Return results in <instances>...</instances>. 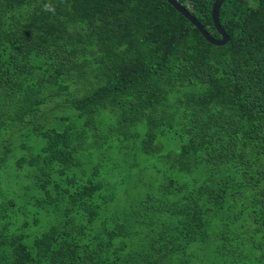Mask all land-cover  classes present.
Listing matches in <instances>:
<instances>
[{
	"label": "trees",
	"instance_id": "1",
	"mask_svg": "<svg viewBox=\"0 0 264 264\" xmlns=\"http://www.w3.org/2000/svg\"><path fill=\"white\" fill-rule=\"evenodd\" d=\"M220 20L0 0V264H264V0Z\"/></svg>",
	"mask_w": 264,
	"mask_h": 264
},
{
	"label": "water",
	"instance_id": "2",
	"mask_svg": "<svg viewBox=\"0 0 264 264\" xmlns=\"http://www.w3.org/2000/svg\"><path fill=\"white\" fill-rule=\"evenodd\" d=\"M225 1L226 0H216L212 8L213 23L221 36V38H216L211 33H209L205 26L178 0H167L170 5H172L179 13H181L195 27H197V29L209 43L220 47L227 45L230 40V37L223 28L220 20V10Z\"/></svg>",
	"mask_w": 264,
	"mask_h": 264
}]
</instances>
